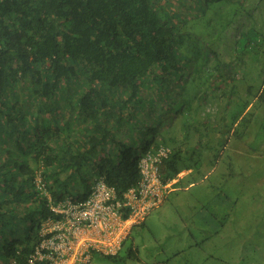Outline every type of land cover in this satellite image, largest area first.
<instances>
[{"label":"trees","instance_id":"16d2710c","mask_svg":"<svg viewBox=\"0 0 264 264\" xmlns=\"http://www.w3.org/2000/svg\"><path fill=\"white\" fill-rule=\"evenodd\" d=\"M220 1L0 0V264H26L41 221L56 215L49 204L71 187L82 200L102 176L121 193L138 184L140 155L159 144L170 148L162 179L182 170L194 137L182 135L188 122L164 126L174 121L164 98L194 70L204 34L196 28L218 19ZM219 63L211 67L222 82ZM146 123L134 151L126 137Z\"/></svg>","mask_w":264,"mask_h":264},{"label":"rangeland","instance_id":"374dc122","mask_svg":"<svg viewBox=\"0 0 264 264\" xmlns=\"http://www.w3.org/2000/svg\"><path fill=\"white\" fill-rule=\"evenodd\" d=\"M219 5L218 19L208 17L206 26L199 25L202 31L196 28L204 34L194 70L178 78L164 98L174 109V121L164 126L188 122L182 135L194 137L177 162L183 170L171 179L163 201L131 228L117 257L96 256L89 264H264V99L257 98L264 70V0ZM251 31L244 44L242 34ZM221 61L227 64L222 82L220 69L211 67ZM197 92L190 102L187 96ZM147 126L130 129L126 139L134 151L149 136ZM77 189L71 187L70 196ZM27 227L24 222L21 229Z\"/></svg>","mask_w":264,"mask_h":264},{"label":"built area","instance_id":"2783aa9c","mask_svg":"<svg viewBox=\"0 0 264 264\" xmlns=\"http://www.w3.org/2000/svg\"><path fill=\"white\" fill-rule=\"evenodd\" d=\"M169 153L164 144L143 152L138 159V184L121 193L102 176H95L84 199L67 195L50 203L56 215L41 221L26 264H89L93 257L118 253L131 228L170 191L172 183L162 179L160 170ZM36 184L42 185L38 178Z\"/></svg>","mask_w":264,"mask_h":264},{"label":"clouds","instance_id":"9594fccd","mask_svg":"<svg viewBox=\"0 0 264 264\" xmlns=\"http://www.w3.org/2000/svg\"><path fill=\"white\" fill-rule=\"evenodd\" d=\"M182 170H183V169H182ZM182 170H181V171H182ZM177 174H178V173H177ZM171 179H172V178H171ZM171 179H170V181H171ZM172 183H173V182H172Z\"/></svg>","mask_w":264,"mask_h":264},{"label":"crops","instance_id":"0c3cea01","mask_svg":"<svg viewBox=\"0 0 264 264\" xmlns=\"http://www.w3.org/2000/svg\"><path fill=\"white\" fill-rule=\"evenodd\" d=\"M181 172V171H180Z\"/></svg>","mask_w":264,"mask_h":264}]
</instances>
